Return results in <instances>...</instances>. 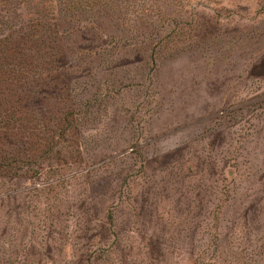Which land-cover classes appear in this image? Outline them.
Wrapping results in <instances>:
<instances>
[{
  "label": "rangeland",
  "instance_id": "1",
  "mask_svg": "<svg viewBox=\"0 0 264 264\" xmlns=\"http://www.w3.org/2000/svg\"><path fill=\"white\" fill-rule=\"evenodd\" d=\"M38 19L0 264H264V0H0Z\"/></svg>",
  "mask_w": 264,
  "mask_h": 264
},
{
  "label": "trees",
  "instance_id": "2",
  "mask_svg": "<svg viewBox=\"0 0 264 264\" xmlns=\"http://www.w3.org/2000/svg\"><path fill=\"white\" fill-rule=\"evenodd\" d=\"M7 23H0V139H26L31 119L27 114L33 111L29 102L34 99L26 98L28 82L40 80L45 73L57 70L51 63L57 64L65 54L59 47L56 55L46 50L55 47L52 39H58L56 24L50 25L41 19L18 27L7 26ZM36 126L37 123L33 126L36 132L29 135L35 134V138L40 139ZM24 151L22 154L26 157ZM14 162L24 163L21 157L8 156L0 149V176L12 175Z\"/></svg>",
  "mask_w": 264,
  "mask_h": 264
}]
</instances>
